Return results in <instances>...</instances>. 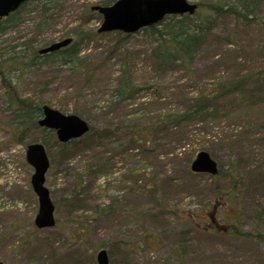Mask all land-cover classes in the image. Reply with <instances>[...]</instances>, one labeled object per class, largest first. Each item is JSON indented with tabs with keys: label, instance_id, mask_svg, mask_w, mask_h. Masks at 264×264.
<instances>
[{
	"label": "rangeland",
	"instance_id": "obj_1",
	"mask_svg": "<svg viewBox=\"0 0 264 264\" xmlns=\"http://www.w3.org/2000/svg\"><path fill=\"white\" fill-rule=\"evenodd\" d=\"M101 1L61 0L62 6L53 11L58 16L41 33L36 29L40 4L27 3L20 23L0 33V55L7 60L26 55L20 45L26 41L36 39L37 52L45 42L57 41L82 24V34L91 38L79 45L83 65L30 66L24 72L14 68L11 77L22 98L115 133L98 146L87 139L66 149L53 133L46 136L50 166L45 187L54 205L55 225L37 229L38 201L30 186L33 169L25 162L28 143L8 141L10 113L0 76V263L97 264L96 254L103 249L109 264H264V0L247 19L230 14L213 20V37L191 69L196 85L185 73L160 75L152 69L148 54L154 38L147 33L96 34L102 18L97 13L82 17V6ZM199 15L214 16L206 5ZM124 63L132 83L141 88L142 98L136 102H146L145 110L152 111L143 112L146 122L177 105V98L171 97L176 87L190 86L189 99L224 80L246 77V89L231 97L218 117L190 128L193 140L176 151L185 150L182 155H169L171 137L166 135L157 142L159 159L152 158L125 150L130 123L141 116L125 118L122 109L112 125L100 116ZM154 93L161 100L152 109L149 100ZM41 135L34 129L28 140L39 142ZM194 150L212 157L219 177L187 172L185 159ZM228 190L218 207L215 197ZM235 216L238 235L229 233Z\"/></svg>",
	"mask_w": 264,
	"mask_h": 264
},
{
	"label": "trees",
	"instance_id": "obj_2",
	"mask_svg": "<svg viewBox=\"0 0 264 264\" xmlns=\"http://www.w3.org/2000/svg\"><path fill=\"white\" fill-rule=\"evenodd\" d=\"M61 0H39L33 3H39V17L36 24L37 33H41L48 29L50 22L54 21L58 16L57 12H53L55 7H61ZM115 0H103L99 4L109 5ZM263 0H215V1H202L198 0L197 10L195 14L190 17L184 16H169L166 17L160 24L154 27H150L143 30V33H147L150 37L154 38V46L149 52V62L152 69L160 74L167 73H185L189 76L190 82L196 85L194 72L191 70L193 63L198 59L200 53L204 50L207 40L213 37L215 18L234 14L236 17L247 19L249 16H253ZM206 5L208 11L214 14L212 17L201 18L199 11L202 6ZM23 5L15 13L11 14L8 18L0 22V33L8 31L19 24L21 19V12L24 9ZM83 16L86 17L93 15L90 6L84 5ZM80 18L79 16H77ZM86 19V18H84ZM80 24L73 30L64 32L61 38H72V43L68 47L61 49L57 52L39 56L34 50L33 44L36 41H26L24 44H20L23 48L22 53L26 55H15L5 60L0 55V76L1 85L4 92L3 97L9 108L7 110L10 113L9 120L7 121V129L9 133L8 141L12 144L26 145L27 143L34 142L28 140V134L37 129L40 131L41 138L39 142L42 143L45 148L49 149V141L46 138L47 135H52L53 132L40 129L37 126L38 118L41 115V104L34 103L33 100L22 98L18 94V87L15 85L14 78L11 77L13 69L24 72L27 67H37L40 65L54 66L55 68L63 67L66 65H72V67H80L83 62L79 58V45L85 44L91 40L87 39L88 35L82 34ZM11 31V30H10ZM90 31V30H89ZM122 36V34L117 33ZM86 35V36H85ZM93 36V34H91ZM86 37V38H85ZM50 42H45L43 45L47 46ZM115 51V50H113ZM125 62V58H122ZM135 65V62H130V70ZM123 69L119 72L114 80L111 91V98L100 116L104 120H107L108 125H112V118L118 113L117 111L126 110L123 114L125 118H131L135 116H141L135 119V123H130L129 127V140L126 143L125 150H137L139 155L145 154L152 158H158L157 142L161 140V136H170L171 141L168 144V153L170 156L173 154L178 157L182 155L185 150L177 152L178 147H186L188 143L193 140V134L191 127L197 124H204L212 121L218 117L220 113L227 110L226 103L231 97H236L238 94H242L246 89L247 78L233 80H224L220 84L212 88L208 93L199 94L196 98H186L188 89L190 86L176 87L172 93V99L177 98V105L172 109L167 110L165 114L155 116L153 120L146 122V118L142 116L144 113H151L146 109V102H136L142 98L140 94L141 88L135 86L131 80V73ZM132 71V70H131ZM18 75V74H17ZM251 81V80H250ZM161 95L153 94L149 101H152V109L156 106H160ZM137 103H140L137 105ZM254 103V102H250ZM136 107V109H135ZM225 114V113H224ZM89 132L82 139L78 141H72L68 144L61 145L63 149L67 148L71 143H86L85 140H92L96 146L100 145L103 141H109L114 135V130L107 129L102 130L95 126H89ZM115 130H118L116 126ZM163 139H165L163 137ZM16 141V142H14ZM115 141V140H113ZM165 148V146H163ZM62 149V151H63ZM197 150L188 154L185 159V167L187 172L189 171V164ZM60 159L66 162V157L62 153ZM98 174L97 172H95ZM220 174L218 175V177ZM81 184L76 185L79 188ZM155 183L151 187L147 188L148 191L154 187ZM212 191V190H210ZM228 191L218 193L214 201L217 206L222 203L228 196ZM78 195V194H75ZM77 197V196H76ZM227 216V214H225ZM234 224L231 226L229 233H237V219L236 216L232 218ZM236 230V231H235ZM242 237H246L243 235Z\"/></svg>",
	"mask_w": 264,
	"mask_h": 264
},
{
	"label": "water",
	"instance_id": "obj_3",
	"mask_svg": "<svg viewBox=\"0 0 264 264\" xmlns=\"http://www.w3.org/2000/svg\"><path fill=\"white\" fill-rule=\"evenodd\" d=\"M32 0H0V20L16 11L22 4ZM196 6L187 0H117L111 6H95L93 10L102 16V23L98 33L123 32L134 34L140 29L158 24L166 16L192 15ZM70 43L64 40L52 44L39 51L40 54L53 52ZM43 117L39 120L40 127L55 131L57 140L66 143L70 140L84 136L89 128L79 117L65 116L44 106ZM26 162L34 169L31 177V186L38 198V214L34 224L38 229L54 226V207L50 201L49 193L44 187L45 173L49 162L41 144H31L26 150ZM191 170L196 173H217L216 164L205 152H200L191 164ZM97 264H108L107 254L104 250L96 256ZM1 264V263H0Z\"/></svg>",
	"mask_w": 264,
	"mask_h": 264
}]
</instances>
